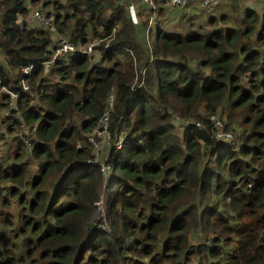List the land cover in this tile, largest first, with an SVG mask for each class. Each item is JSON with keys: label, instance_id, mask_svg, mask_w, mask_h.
Segmentation results:
<instances>
[{"label": "trees", "instance_id": "trees-1", "mask_svg": "<svg viewBox=\"0 0 264 264\" xmlns=\"http://www.w3.org/2000/svg\"><path fill=\"white\" fill-rule=\"evenodd\" d=\"M37 1L96 55L48 64ZM140 5L0 0V264H264V4L219 0L181 32Z\"/></svg>", "mask_w": 264, "mask_h": 264}, {"label": "built area", "instance_id": "built-area-1", "mask_svg": "<svg viewBox=\"0 0 264 264\" xmlns=\"http://www.w3.org/2000/svg\"><path fill=\"white\" fill-rule=\"evenodd\" d=\"M141 5H145L151 9H155V4L152 0H139ZM260 4H264V0H254ZM189 2H195L199 4L201 7L206 9L209 12L214 11L217 8L219 0H168L169 6L172 8H181L187 5ZM131 13L132 16H135L134 10L131 7ZM54 15L55 13L48 14V12L45 10V8L42 6L41 2H38L33 7V10L30 14V16L26 19L27 22L29 21H36L39 26L43 29H47L50 32H53L56 34V47L53 51L51 57L48 60V64H53L57 59L59 58H65L67 56L73 55V56H80V55H88V56H94L96 55V51L94 49V45L98 44L99 41L93 40L92 42L86 44V45H74L72 44L68 39L67 36L64 33L58 32L57 28L54 25ZM30 23V22H29ZM33 68V64H27L23 67V74L27 75L30 73V71ZM23 89H28V86L26 83H23ZM18 94H12V97H16ZM113 101L112 95L106 98L105 102L107 104V110L100 116L98 123L100 125V128L94 129L93 133L94 136L90 138L91 143H93L95 146L99 147L101 144V141L99 138H106V126L108 121V110L111 107ZM180 119L179 117H177ZM210 120L212 124L220 128L215 132V138L220 140H234L233 135L230 132H226L222 128V122L218 116V114H214L210 117ZM186 122V120H185ZM198 125V123H197ZM25 134V138L23 141L26 144V147L28 149L31 148V140L28 137L29 130L28 128H24L23 131ZM117 146L120 147V142H117Z\"/></svg>", "mask_w": 264, "mask_h": 264}, {"label": "rangeland", "instance_id": "rangeland-1", "mask_svg": "<svg viewBox=\"0 0 264 264\" xmlns=\"http://www.w3.org/2000/svg\"><path fill=\"white\" fill-rule=\"evenodd\" d=\"M133 1V0H132ZM139 1V0H137ZM136 2V1H134ZM140 2V1H139ZM145 7V8H144ZM188 7L190 8V10L188 8H176L174 10L176 11H181L180 13L177 14H172L171 11H169L168 9L164 10L165 12H162V14H160L159 10H158V6L156 9H153L154 11H152L150 13V11L147 9V6H143L140 5L139 8L141 9V13L142 15H145L148 17L149 21L152 20L151 22V27H154L156 24V21L158 22H162V26L165 29H170V30H174V31H184L185 29H187L188 26V16L189 14H191L192 12H199V11H203L204 9L200 8L198 5L193 4V3H188ZM185 9H188L189 11L187 12V10L185 12H183ZM149 26V23H148ZM153 35V34H151ZM48 76L50 77L51 81L53 83H55L57 81V77L56 76H52L50 74H48ZM99 147H101V144L99 145ZM7 151V149H6ZM26 159H29L31 162L29 164V168L32 171H36L37 169L35 168V166L37 165V162L35 159L31 158V153L27 152V155L25 156ZM36 164V165H35ZM96 205L99 206V208L102 210V200H99L96 202Z\"/></svg>", "mask_w": 264, "mask_h": 264}, {"label": "clouds", "instance_id": "clouds-1", "mask_svg": "<svg viewBox=\"0 0 264 264\" xmlns=\"http://www.w3.org/2000/svg\"><path fill=\"white\" fill-rule=\"evenodd\" d=\"M252 1H254V0H252ZM254 2H256V1H254ZM189 3H195V2H189ZM258 3V2H257ZM186 6V5H185ZM174 9H176V8H174ZM204 9V8H203ZM206 10V9H205ZM215 11V10H214ZM214 11H212V12H214ZM27 19V18H26ZM26 19L24 20V21H26ZM150 26H151V22H150ZM32 147V146H31ZM27 148V147H26ZM27 152L28 153H31V148L30 149H28L27 148Z\"/></svg>", "mask_w": 264, "mask_h": 264}, {"label": "crops", "instance_id": "crops-1", "mask_svg": "<svg viewBox=\"0 0 264 264\" xmlns=\"http://www.w3.org/2000/svg\"><path fill=\"white\" fill-rule=\"evenodd\" d=\"M194 13L201 14L200 12L195 11Z\"/></svg>", "mask_w": 264, "mask_h": 264}]
</instances>
